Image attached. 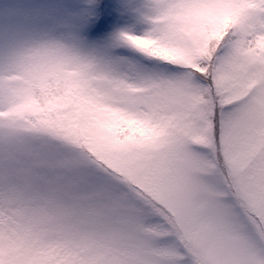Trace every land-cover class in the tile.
<instances>
[{
	"label": "snow or ice",
	"instance_id": "obj_1",
	"mask_svg": "<svg viewBox=\"0 0 264 264\" xmlns=\"http://www.w3.org/2000/svg\"><path fill=\"white\" fill-rule=\"evenodd\" d=\"M0 264H264V0H0Z\"/></svg>",
	"mask_w": 264,
	"mask_h": 264
}]
</instances>
